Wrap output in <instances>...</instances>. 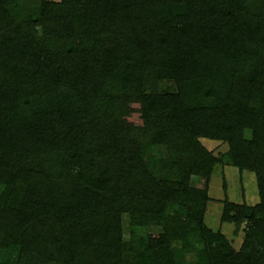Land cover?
<instances>
[{
    "label": "trees",
    "instance_id": "1",
    "mask_svg": "<svg viewBox=\"0 0 264 264\" xmlns=\"http://www.w3.org/2000/svg\"><path fill=\"white\" fill-rule=\"evenodd\" d=\"M0 264H264V0H0Z\"/></svg>",
    "mask_w": 264,
    "mask_h": 264
},
{
    "label": "rangeland",
    "instance_id": "2",
    "mask_svg": "<svg viewBox=\"0 0 264 264\" xmlns=\"http://www.w3.org/2000/svg\"><path fill=\"white\" fill-rule=\"evenodd\" d=\"M57 1V0H56ZM164 88L171 87L170 83H164ZM202 144L213 153L214 156L220 157L226 152L227 147L213 140L201 139ZM192 183L196 187H204L205 180L203 178H193ZM208 193L211 201L207 204L205 213V224L214 231L219 230L230 242V245L238 250L242 244L243 232L237 234L233 232L231 224H221L220 215L222 211V201L227 197L235 203H246L248 205L255 204L258 201L257 188L254 175L248 171L240 173L236 168L228 164H221L216 167L211 176ZM243 227V226H242ZM155 229L149 228V232ZM129 236L128 222L124 217L123 237L127 239Z\"/></svg>",
    "mask_w": 264,
    "mask_h": 264
}]
</instances>
